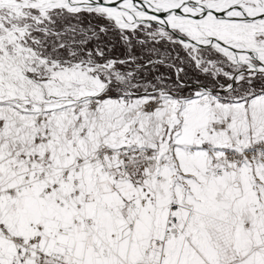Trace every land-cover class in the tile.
I'll use <instances>...</instances> for the list:
<instances>
[{
	"label": "snow or ice",
	"instance_id": "obj_1",
	"mask_svg": "<svg viewBox=\"0 0 264 264\" xmlns=\"http://www.w3.org/2000/svg\"><path fill=\"white\" fill-rule=\"evenodd\" d=\"M0 264H264V0H0Z\"/></svg>",
	"mask_w": 264,
	"mask_h": 264
}]
</instances>
